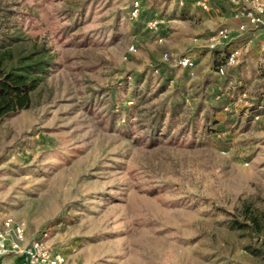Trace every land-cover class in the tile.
I'll return each instance as SVG.
<instances>
[{
    "label": "rangeland",
    "instance_id": "obj_1",
    "mask_svg": "<svg viewBox=\"0 0 264 264\" xmlns=\"http://www.w3.org/2000/svg\"><path fill=\"white\" fill-rule=\"evenodd\" d=\"M184 2L0 0L8 60L52 58L0 124V219L72 264H264V30Z\"/></svg>",
    "mask_w": 264,
    "mask_h": 264
},
{
    "label": "built area",
    "instance_id": "obj_2",
    "mask_svg": "<svg viewBox=\"0 0 264 264\" xmlns=\"http://www.w3.org/2000/svg\"><path fill=\"white\" fill-rule=\"evenodd\" d=\"M177 1V0H175ZM232 6V19L238 23L237 32L244 34L264 30V0H221ZM197 5L203 11H209V0H196ZM179 5L184 6V0H179ZM138 8H135L132 15L136 17ZM151 33H156L159 29L157 21L150 22L147 26ZM231 39V32L228 29H220L210 38L214 42L212 49L216 46L227 44ZM163 39L158 40L163 43ZM131 52H135L134 46L130 47ZM166 60L170 59V54L165 53ZM239 51H234L227 59V66H234L238 62ZM181 69H193L196 64L190 57H183L178 60ZM223 73V69L220 70ZM259 117V116H258ZM7 256H18L21 264H72L68 257L53 245L48 244L46 239L30 240L27 236V226L23 221H16L9 215H4L0 219V258Z\"/></svg>",
    "mask_w": 264,
    "mask_h": 264
},
{
    "label": "trees",
    "instance_id": "obj_3",
    "mask_svg": "<svg viewBox=\"0 0 264 264\" xmlns=\"http://www.w3.org/2000/svg\"><path fill=\"white\" fill-rule=\"evenodd\" d=\"M7 43L5 38L0 39V124L5 118L31 107L32 93L47 78L52 65V58L45 56H29L12 63L8 59L13 50L7 48ZM221 47L213 51L220 53ZM227 59L217 67L218 72L227 67ZM251 222L253 226L261 227L257 218H251Z\"/></svg>",
    "mask_w": 264,
    "mask_h": 264
},
{
    "label": "crops",
    "instance_id": "obj_4",
    "mask_svg": "<svg viewBox=\"0 0 264 264\" xmlns=\"http://www.w3.org/2000/svg\"><path fill=\"white\" fill-rule=\"evenodd\" d=\"M0 264H21V258L18 256H7L0 258Z\"/></svg>",
    "mask_w": 264,
    "mask_h": 264
}]
</instances>
